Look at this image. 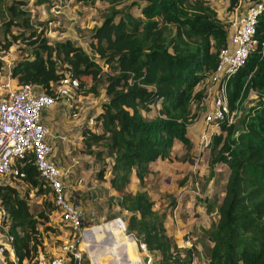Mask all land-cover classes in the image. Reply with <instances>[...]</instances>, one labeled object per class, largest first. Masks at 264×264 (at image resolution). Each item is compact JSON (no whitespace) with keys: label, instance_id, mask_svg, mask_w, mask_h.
I'll use <instances>...</instances> for the list:
<instances>
[{"label":"trees","instance_id":"obj_1","mask_svg":"<svg viewBox=\"0 0 264 264\" xmlns=\"http://www.w3.org/2000/svg\"><path fill=\"white\" fill-rule=\"evenodd\" d=\"M35 1L44 4L48 0ZM106 1L111 7L90 32V52L72 38L52 41L43 31L33 29L22 37L29 52L13 61L6 73L16 84L29 83L47 93L67 72L79 79L81 92L97 94L96 85L103 82L105 99L95 116L98 129L82 127L83 149L102 161L95 177L107 178L116 193L119 213L125 212L121 218L126 230L155 253L153 264H189L196 246L180 256L179 246L166 232L165 213L154 208L146 191L132 192L127 186L132 176L142 183L154 161H171L175 141L184 148L190 146L189 125L195 116L191 105L206 97L198 85L208 81L215 69L229 25L220 21L208 0H144L138 17L114 7L123 0ZM225 1L234 9L243 0ZM17 3L7 7L10 21L5 23V41L0 44L3 54L13 43L7 37L8 24L27 14ZM23 22L32 28L28 16ZM257 38L256 50L230 77L226 91L230 111L238 110L251 90L258 100L244 114L242 124L220 121L219 131L208 144L210 168L222 164L228 175L217 205L218 219L207 230L212 245L206 264H264V12ZM6 65L0 54V82ZM83 76L90 77V86ZM106 157L109 164L103 161ZM17 165L16 176L0 180V203L5 209L2 223L13 237L14 251L13 256L4 252L5 264L33 261L45 248L39 226L49 222L51 212H58L32 154ZM31 191L44 196V204H53L49 213L32 212ZM214 208L212 203L206 206ZM63 233L70 237L66 228Z\"/></svg>","mask_w":264,"mask_h":264},{"label":"rangeland","instance_id":"obj_2","mask_svg":"<svg viewBox=\"0 0 264 264\" xmlns=\"http://www.w3.org/2000/svg\"><path fill=\"white\" fill-rule=\"evenodd\" d=\"M18 2L17 5L21 9L27 11L26 15H21L8 24V39H12L13 43L8 50L9 52L2 53L4 63H12L29 52V47L22 37L36 29V31L44 32L50 40L63 39L66 37L72 38L76 43L86 47L90 52L87 40L94 26L101 23L103 15L108 12L111 5L106 0H95L92 4H86L79 0H48L44 4L36 3L35 0H0V44L5 41L4 27L7 21H10V12L7 9L12 2ZM249 0H243L239 7L230 9L228 2L225 0H208L209 4L216 10L217 17L229 27L233 25L239 15L243 12ZM253 1V0H252ZM21 2V3H20ZM144 0H123L114 5L115 8L128 9L135 17L140 16V6ZM28 16L32 22V28L24 26L23 18ZM12 34L18 35L17 39H13ZM7 65L2 73H6ZM82 79L91 85L92 81L89 76H83ZM14 86V83L12 84ZM98 93L82 92L74 95L73 110H69L66 115L71 119L82 118L85 123L87 116L95 115L100 106V100L103 97L102 81L97 83ZM203 87L207 92L205 99L191 105L192 113L195 115L189 125L190 146L182 149V144L178 141L173 145L174 159L165 162L158 160L153 164L152 173L144 179L142 183L135 182L128 185L129 190L146 191L154 201V208L165 213V225L169 230L170 237L180 238L179 249L182 253L193 244L196 249L195 253L197 264H206L211 241L208 238L207 230L218 219L217 205L220 203L228 175V168L222 164H217L215 167L209 166V148L203 147V142L200 141V130L203 126V113L212 105L215 93L210 90L212 83L210 80L203 82L198 87ZM258 100V95L255 90H251L249 95L239 106L236 115L233 116V123L242 124L244 114ZM89 102V105L85 104ZM54 114V112H53ZM83 116H85L83 118ZM82 121L78 122L80 125ZM205 127V128H204ZM98 129V127H93ZM205 132L217 133L218 127L204 125ZM83 144L77 147L74 157L80 154H88L83 149ZM199 147V148H198ZM203 147V149H201ZM205 148V149H204ZM185 154V158L183 155ZM92 159L88 155L82 161V172H77L74 176L73 190L71 188L72 199L80 198L79 205L84 211L86 226L97 227L105 222L118 217L121 219L117 205L114 203L116 196L108 194L107 189L103 186V182L107 178L98 180L97 186L93 187V179L95 171L90 172V163ZM95 161V160H94ZM109 164V158L103 160ZM102 161L99 160L97 169L101 166ZM82 179L80 186L76 180ZM6 177H0L1 181L7 180ZM197 186V187H196ZM78 189H81L76 191ZM81 187V188H80ZM70 189V186H68ZM191 189L201 190V195H194ZM205 197V198H203ZM31 210L37 213L43 210L45 213L50 212L52 203L44 204V196L34 194L33 191L28 196ZM201 199V200H200ZM206 199L207 202L203 201ZM46 201L50 202L46 198ZM113 205L111 206V204ZM215 204L212 210L206 209L207 204ZM116 215V216H114ZM124 216V214H123ZM113 217V218H112ZM109 224V223H108ZM105 225V226H106ZM41 238L44 242L43 251L47 253H56L62 245V234L64 226L60 221L59 214L51 212L49 222H44L39 226ZM105 229V227H104ZM171 238V239H172ZM173 240V239H172ZM185 243V244H184ZM100 246V245H99ZM132 247V245H131ZM83 252L82 262L89 263V258L85 248ZM109 253H102L100 259H107ZM204 257V258H203ZM118 258V257H117ZM100 260V261H102ZM103 263V262H101ZM119 263L123 260L120 256ZM25 264H34V261H28ZM92 264H96L93 262Z\"/></svg>","mask_w":264,"mask_h":264},{"label":"built area","instance_id":"obj_3","mask_svg":"<svg viewBox=\"0 0 264 264\" xmlns=\"http://www.w3.org/2000/svg\"><path fill=\"white\" fill-rule=\"evenodd\" d=\"M263 12L264 0H253L246 4L243 12L228 29L226 42L219 49L216 67L209 77L213 85L210 90L215 95L212 105L203 113V121L207 126L219 127L220 121L224 119L229 123L233 122V116L238 110L229 109L227 83L256 50L257 25ZM10 65L11 63H7L8 68ZM51 88L52 92L47 93L29 83L16 84L9 72L1 76L0 177L9 180L10 175L16 176L19 171L17 164L26 155L32 154L40 178L51 188L52 200L58 208L57 213L64 226L62 230L66 228L70 233V237H64L65 234H62L63 242L58 252L52 254L40 251L33 260L34 264H92L93 253L90 247L94 243H103L102 247L109 253V257L102 260L100 257L105 251L101 252L94 261L96 264H120L117 257L120 260L122 255L126 258L124 264H153L155 253L147 250L144 243L139 242L126 230L122 218L114 217L105 222L107 225L104 224L105 229L98 237L91 233L93 226H86L88 222H85L84 211L76 200L72 199L68 189L66 178L69 176V170L63 169L50 158L49 129L41 120L44 110L58 105L66 112L73 110L74 95L82 93L79 91V79L67 72ZM85 104L89 105V102ZM96 114L87 116V126H96ZM57 137L65 138L61 134ZM210 139L211 133L205 130L200 133L203 147L208 146ZM4 215L5 209L0 203V264H5V251L11 256L14 255L11 245L13 237L2 223ZM127 246L130 248V254L127 253ZM83 248L87 251L89 263L82 262ZM183 255L184 253H181L180 256ZM189 264H193L192 261Z\"/></svg>","mask_w":264,"mask_h":264},{"label":"crops","instance_id":"obj_4","mask_svg":"<svg viewBox=\"0 0 264 264\" xmlns=\"http://www.w3.org/2000/svg\"><path fill=\"white\" fill-rule=\"evenodd\" d=\"M102 94H103V97H102V100H100V105H101V102L105 99L104 88H103V93ZM99 111H100V106H99L97 112H99ZM53 112H54V114H53ZM66 113L67 112L64 110V108L62 106L58 105V106H56V107H54V108H52L50 110H44L42 112V115H41V120L44 122V124L49 129L48 141H49V143L51 145L50 158L52 160H54L56 163H58L63 169H68L69 170V176H68V178H66V180H67L68 186H70V189L68 188L69 191H72L73 187H74L73 184H72V182L74 181V176L76 174V171L80 173V172H82V170H84V168L82 169V167H81L82 165L81 164H82V161L84 160V158L86 157V155H88L89 157L92 158V159H90L91 162L89 161V163H90V167H89L90 172L97 170L96 166L98 164V161L95 160L94 155L89 154V153L88 154H84V155L82 154V156L80 154H78L75 157H74V154H71L72 151H75V149L77 147H80L82 145V127L86 123H85L84 119L82 121V118H80V117L76 118V119H71V118H69L68 115H66ZM84 117L85 116H83V118ZM80 121H82V123L79 125L78 122H80ZM202 124H203V126L206 125L204 123V121H202ZM203 126H202V128L200 130V133L205 130L204 129L205 127L203 128ZM58 134L63 135L65 138L64 139H60L59 137H57ZM175 142H174V144H175ZM182 149L184 150L185 148L183 147ZM201 149H203V147ZM172 154H173V156H175L174 152H172ZM158 160H160V159H158ZM158 160H156V161H154L153 163L150 164L152 170H153V167H152L153 164L155 162H157ZM165 162H168V161L165 160ZM136 181L138 182V180L134 176H132L131 177V181L129 182L128 185H131L132 183H135ZM76 182L79 184L77 186H80L81 183H82V179L80 178V179L76 180ZM97 182H98V179L95 177L93 179V185L92 186L93 187L97 186ZM103 186L107 189L108 194H110L113 197V199H114V196L116 195V193L114 192V190L111 189L108 181H104L103 182ZM71 188H72V190H71ZM78 190L81 191V189H78V187H77L76 191H78ZM127 190H129L128 186H127ZM129 191H131V190H129ZM190 191L193 192V194L195 196L196 195H201V190H200V192H199V190H196V189L195 190L191 189ZM132 192H135V191H132ZM203 198H205V197H203ZM75 200H76L77 203H79V201L81 199L80 198H76ZM117 208H118V210L120 209L118 207V205H117ZM123 214H125L124 211L120 212V216L121 217L123 216ZM104 227H105L104 224H102V228L100 227V225H98L97 227H94V229L92 230L91 233L93 235H95L96 237H98L101 234V232L104 231ZM165 227H166V232H167L168 236H171L166 225H165ZM172 239H173L174 242H176L177 245H179L180 238H172ZM102 244L103 243H94L90 247V250L93 253V256H92V261L93 262L96 261V259L98 258V255H100L101 252H103V251L106 252L107 251V250H104V248L102 247ZM193 245H195V244H193ZM211 245H212V242H211ZM127 253L128 254L131 253L129 246H127ZM121 258H122L123 262L126 259L124 255H122ZM118 261H119V258H118ZM192 263L193 264H197L195 253H194V257L192 259ZM122 264H124V263H122Z\"/></svg>","mask_w":264,"mask_h":264},{"label":"bare ground","instance_id":"obj_5","mask_svg":"<svg viewBox=\"0 0 264 264\" xmlns=\"http://www.w3.org/2000/svg\"><path fill=\"white\" fill-rule=\"evenodd\" d=\"M117 260H118V258H117Z\"/></svg>","mask_w":264,"mask_h":264}]
</instances>
